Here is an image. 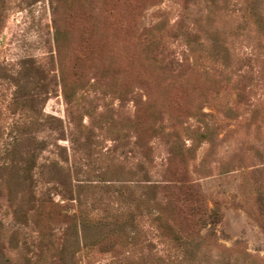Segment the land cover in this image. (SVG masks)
Returning <instances> with one entry per match:
<instances>
[{"label":"rangeland","instance_id":"rangeland-1","mask_svg":"<svg viewBox=\"0 0 264 264\" xmlns=\"http://www.w3.org/2000/svg\"><path fill=\"white\" fill-rule=\"evenodd\" d=\"M131 1L0 0V264H264V0H142L134 15ZM90 10V59L105 74L85 64L75 82ZM131 26L158 50L145 56ZM153 57L189 59L198 72H182L184 89L205 116L175 125L167 105L182 79ZM136 100L153 124H132ZM158 124L179 133L190 180L221 214L213 236L172 243L149 222L147 188L160 200L165 170L180 166ZM49 202L63 216L38 225ZM107 236L115 245L102 251Z\"/></svg>","mask_w":264,"mask_h":264},{"label":"trees","instance_id":"trees-1","mask_svg":"<svg viewBox=\"0 0 264 264\" xmlns=\"http://www.w3.org/2000/svg\"><path fill=\"white\" fill-rule=\"evenodd\" d=\"M142 5V0H132L129 4L130 11L134 15ZM140 11V10H139ZM138 11V12H139ZM102 14L109 19H115L117 15V5L113 3L111 8L108 10L102 9ZM94 10L86 11L82 13L80 17V21L82 23L81 26V36L80 41L77 43V60L76 65L73 70L72 77L75 82H82L85 80V72L83 69L84 65L87 64V72L94 73V78L98 77V80L105 74L98 66H93V59H90L92 55L95 53V47L92 40V35L95 29V21L96 17L93 14ZM138 14V13H137ZM70 16V12H68ZM137 17V16H136ZM122 24V23H121ZM0 27H1V11H0ZM130 32L135 34V38L137 43L139 44L140 35L137 34L136 31H132V26L130 27ZM54 34H59V27H57V23L54 21ZM133 34V36H134ZM188 36V34H186ZM187 40L196 39V35H192V37H185ZM159 42L156 38L148 39L143 42V44H139L138 48L140 51L148 56L149 53H153V51H157ZM161 53V54H160ZM159 54L163 57L162 50H160ZM166 57V56H165ZM163 63L166 60L165 68L175 73L176 76L180 77L182 80L175 87V93L171 98V104L167 105L169 116L171 114V120L175 122V125L181 124L182 120L186 119V117H190V115H194V113H199L202 116L206 114L202 111V108L194 106L195 103L190 102L188 98V94L184 89L185 78L182 75V72L188 73L192 75L194 72H198L194 69L193 65L189 63V59H183L181 61L176 60L174 57L165 58L164 60L161 58L159 61L156 60L155 57L152 58V61ZM154 61V62H155ZM149 64V63H148ZM80 66V67H78ZM202 75V74H201ZM207 78V77H206ZM134 80L137 81V85L141 89L147 90V92L151 91L150 82L146 75L136 73ZM61 81V80H60ZM62 91L64 93V97H69L70 94L65 90V86L62 81ZM208 91L200 94L199 96H203L207 94ZM151 96V95H150ZM238 99H243V94L238 92ZM152 104V98L149 96L146 97V101L142 103L143 105ZM136 111L134 119L132 120V124H148L154 123L155 118L152 116L153 114H145V109L139 110L137 109L139 102L136 100ZM151 107V106H149ZM170 107V108H169ZM144 112V113H143ZM147 113V110H146ZM153 129H156L157 133L166 139L167 144H169V157L170 159H178L180 166L174 169H170L168 167L165 170V179L162 180L161 184L158 185L159 194L161 195L160 200H156L154 198V193L157 187L149 186L147 188V195H153L152 199L146 196L145 202L149 207L146 208V212L148 215V219L151 225L156 227L158 234L160 235L162 240H169L172 243H177L180 240H190L196 237H210L214 235V228L221 220V214L218 209L212 208L208 209L204 197L199 190L198 186L194 184L189 176L188 170L186 167V147L182 143L181 138L179 137V133L175 128H172L170 132H164V128L161 124H158ZM150 149H146V152ZM148 155V154H147ZM157 190V191H158ZM146 195V194H145ZM256 202L258 205V209L264 216V192L258 190L256 195ZM40 206L39 210H37L35 214V219L38 220V225L42 226V222L46 225H50L52 221L59 220L63 216V208L49 202V210L42 213V206ZM115 245V237L107 236L103 237L101 241L98 243V247L100 250L104 251L105 249H112ZM107 250V251H108Z\"/></svg>","mask_w":264,"mask_h":264}]
</instances>
